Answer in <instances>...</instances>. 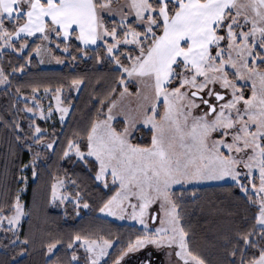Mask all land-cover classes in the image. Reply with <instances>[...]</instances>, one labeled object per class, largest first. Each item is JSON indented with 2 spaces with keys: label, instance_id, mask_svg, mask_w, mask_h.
I'll return each instance as SVG.
<instances>
[{
  "label": "snow or ice",
  "instance_id": "6c2138e0",
  "mask_svg": "<svg viewBox=\"0 0 264 264\" xmlns=\"http://www.w3.org/2000/svg\"><path fill=\"white\" fill-rule=\"evenodd\" d=\"M57 51L111 66L114 86L87 126L64 141L37 119L58 112L66 121L73 105L65 85L33 83L30 96L16 87L27 126L16 112L0 115V126L10 130L11 154L26 149L31 159L16 167L11 185L7 170L0 178L7 240L0 244L30 254L32 236L21 239L31 215L25 197L41 168L50 167L45 153L62 145L61 162L82 163L112 193L99 213L140 227L126 241L85 230L66 239L49 234L46 264H127L135 253L143 254L138 264H208L193 246L184 191L177 193V186L207 181L230 182L246 205L241 222L223 234L218 264H264V0H0V53L23 61L11 72L0 66V85L10 86L9 76L36 58L65 63ZM83 84L72 78L68 88ZM44 97L55 106L45 108ZM48 175L51 206L72 204L77 218L91 209L80 191H62L66 181L77 185L68 169ZM8 264H19L16 255Z\"/></svg>",
  "mask_w": 264,
  "mask_h": 264
},
{
  "label": "trees",
  "instance_id": "16d2710c",
  "mask_svg": "<svg viewBox=\"0 0 264 264\" xmlns=\"http://www.w3.org/2000/svg\"><path fill=\"white\" fill-rule=\"evenodd\" d=\"M56 55L63 57L67 62L60 67H42L36 58L32 65L25 69L24 73L17 72L9 76L11 85L7 88H0V115H5L11 119L13 112H16L17 118L26 127L28 116L22 111L17 112V109L24 107V103L19 94L16 93V87H21L24 96H30V84H51L55 87L63 83L65 96L73 105L72 113L66 122L57 123L54 126L55 131L61 133V141H64L71 137L74 131L84 129L89 120L95 117L96 109L99 108L98 101L114 86L113 77L116 73L110 71L111 66L97 64L93 59L78 58L76 61H72L70 57H65L64 54L56 52ZM9 61H11V66ZM18 63H23V61H18L17 56L10 54V52L3 54L0 58V64L6 72H11V67ZM80 77L84 78V84L76 95L73 89L68 88V85L72 78ZM17 100L20 102L16 103ZM67 102L65 103L67 104ZM13 104L15 107H12ZM37 123L42 128L48 129L49 133L52 132L53 125L39 119H37ZM9 131L0 126V178L4 176L7 170L9 173L8 183L11 185L16 167L21 162L27 163L31 156L26 149H17L16 156L11 154L10 145L7 142L11 139ZM61 147L62 145L57 146L55 154H51L50 150L45 153L49 157L46 163L50 167L41 168L42 174L39 180L32 183L25 197L31 215L26 217L22 224L21 239L24 238V234L32 236L33 243L28 246L30 254L21 257L17 255L19 253L18 247L13 249L10 245L5 249L0 244V264H8L14 255H16L19 264H46L47 257L42 245L49 239V234L53 236L63 234L66 239L72 231L85 230L104 235L111 234L113 238L119 236L121 240L126 241L129 235L139 230L136 225L119 223L99 214L98 207L101 201L112 193L104 189L99 182H95L92 178L93 172L82 163L61 162L59 160ZM37 151L42 150L37 149ZM59 167L68 169L69 177L77 181L76 186L70 183L69 188L73 190V193L80 191L91 205V209L82 208L81 216L78 218L73 214L72 204H66V210L63 211L48 203L52 182L48 173L55 175ZM60 175L63 177L62 172ZM33 188L36 189L35 196L33 195ZM194 188L197 190L196 199L191 197ZM181 191H184L185 194L187 220L191 227L193 246L208 264H218L222 258L220 246L223 243V234L233 225L240 223L241 217L245 214L246 205L241 198L242 193L232 187L230 183L177 189L178 194ZM65 212L68 214L66 215ZM7 235L10 236L11 234L8 233ZM4 237L5 233L1 231L0 241L7 243ZM59 255L64 258L62 252ZM113 255H115V250H113Z\"/></svg>",
  "mask_w": 264,
  "mask_h": 264
},
{
  "label": "rangeland",
  "instance_id": "374dc122",
  "mask_svg": "<svg viewBox=\"0 0 264 264\" xmlns=\"http://www.w3.org/2000/svg\"><path fill=\"white\" fill-rule=\"evenodd\" d=\"M37 42H39V41H37ZM57 52L60 53V54H63V53L60 52V51H57ZM2 55H3V53H0V58H1ZM55 55H56V52H55ZM61 58L64 59L63 57H61ZM37 59H39V58H37ZM45 59H46V62L43 63V64H40L42 67H60V66L64 65V64L67 62V61H66V62L63 63V64H57V63L55 62V60H51V59L48 58V57H46ZM65 60H66V59H65ZM0 66H1V64H0ZM0 88H5V85H0ZM80 89H81V88H80ZM73 91H74V93H75L76 95H77L78 92H79V91H76L75 89H73ZM40 95H41V96L43 95V91H41V94H40ZM63 95L65 96V91L63 92ZM49 102H51L52 105L55 106V100H54V99H53V100H50L49 97H44V98L41 100V103L43 104V106H44L45 108L47 107V105L49 104ZM29 106H31V101H29ZM68 118H69V116L67 117V119H68ZM67 119H66V121H67ZM66 121H65V122H66ZM47 122H48L50 125H54V124L60 123V122H59V113H58V112L55 113L54 116H53V118L50 119V120L47 121ZM46 130L49 132L48 129H46ZM40 150H41V149H40ZM28 162H29V161H28ZM27 175L29 176V179H30V181H31V173L29 172V173H27ZM229 183H230V182H229ZM216 184H224V182L207 181V182H201V183H198V184L187 185V186H184V188L199 187V186H205V185H216ZM69 187H70V183L66 181L65 188L62 189V191H65V192L68 193V194H72V195H74L73 190H71ZM178 188H181V186H177V189H178ZM57 208H59V209L65 211V210H66V204H62V205H60V206L57 207ZM99 214H100L101 216L105 217V218H111V219H114V220L118 221L119 223H126V224L136 225V226L140 227L138 224H136L135 222H133V221H131V220H119V219H117V218H115V217H111V216H108V215H106V214H102V213H99ZM25 219H26V218H25ZM25 219L22 221V224L24 223ZM0 232H1V231H0ZM138 254H140V253L131 254L129 257H126L125 260L127 261V264H135L136 261H137V259L135 260L134 258H135V255H138ZM133 257H134V258H133Z\"/></svg>",
  "mask_w": 264,
  "mask_h": 264
},
{
  "label": "flooded vegetation",
  "instance_id": "af4514ba",
  "mask_svg": "<svg viewBox=\"0 0 264 264\" xmlns=\"http://www.w3.org/2000/svg\"><path fill=\"white\" fill-rule=\"evenodd\" d=\"M142 255H143V254L140 253V254H138V255H135V258L133 257L135 260L137 259V261H136L135 264H138V261H139V259L142 257Z\"/></svg>",
  "mask_w": 264,
  "mask_h": 264
}]
</instances>
